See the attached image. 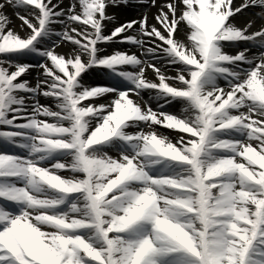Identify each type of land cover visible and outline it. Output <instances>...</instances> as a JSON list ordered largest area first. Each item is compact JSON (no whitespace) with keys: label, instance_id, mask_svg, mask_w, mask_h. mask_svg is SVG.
Wrapping results in <instances>:
<instances>
[{"label":"snow or ice","instance_id":"obj_1","mask_svg":"<svg viewBox=\"0 0 264 264\" xmlns=\"http://www.w3.org/2000/svg\"><path fill=\"white\" fill-rule=\"evenodd\" d=\"M0 264H264V0H0Z\"/></svg>","mask_w":264,"mask_h":264},{"label":"bare ground","instance_id":"obj_2","mask_svg":"<svg viewBox=\"0 0 264 264\" xmlns=\"http://www.w3.org/2000/svg\"><path fill=\"white\" fill-rule=\"evenodd\" d=\"M5 11H6L7 14H8V10H7V8L5 9ZM146 11H151V13H153V12H152V9H148V8L140 9V8H137V9H134V10L121 11V12L118 13V17H126V16H130L129 18H137V17H139L142 13H144V12H146ZM150 22H151V21H150ZM14 23H15V22L13 21V22H12V25H10V27L14 28V29L17 30V31L22 32L23 29L20 28V25H21V24H20L18 27H15V25H13ZM105 46H108V44H106ZM114 49H119V50H131V51L136 52L137 55H139V49H137L135 46H131V47L117 46V47H114V48H112L111 50H109L107 53H110V52H111L112 50H114ZM147 70H149V72L146 73V75L148 76V78L153 79V78H154V73L152 72L151 69H147ZM169 74H172V73H171V70L169 71ZM152 103H153V106L155 107V101H154V100L152 101ZM175 103H176V104H175V110H173L172 112H179L180 109L182 108V105H181L180 103H177V102H175ZM162 131H164V130L162 129ZM164 133H165L166 135L169 134V133L166 132V131H165Z\"/></svg>","mask_w":264,"mask_h":264}]
</instances>
